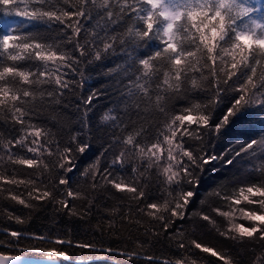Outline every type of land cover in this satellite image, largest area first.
Segmentation results:
<instances>
[{
	"label": "snow or ice",
	"instance_id": "1",
	"mask_svg": "<svg viewBox=\"0 0 264 264\" xmlns=\"http://www.w3.org/2000/svg\"><path fill=\"white\" fill-rule=\"evenodd\" d=\"M0 17L16 18L0 28V163L42 169L35 178H17L13 169L11 178L0 174V181L23 185L28 198L54 203L57 210L81 218L95 207L94 195L82 190L81 182L93 192L110 184L116 192L132 194L128 200L135 205V213L130 203L127 212L117 207L110 216L119 215L122 221L137 224L141 214L147 216L155 223L145 232L156 239L162 233L167 236L177 221L198 217L207 222L202 227L211 228L225 241L247 244L252 252L258 246L260 254L251 264H264V0H0ZM113 56L121 62L108 72L120 77L117 83L126 107L131 102L140 111L143 105V110L152 109L162 119L150 126L153 130L143 125L129 127L122 117L110 115L115 109H108L97 127L108 125L111 136L81 171L77 160L92 151L84 130L89 127L88 113L99 93L81 97L77 105L82 111L80 127L69 128L67 138L36 121L41 106L59 105L64 90L73 82L65 79L68 73L64 69L78 73L82 87L80 65ZM193 92L205 93L204 100L190 98ZM180 99L188 106L177 110L172 102ZM225 100L226 110L216 116ZM192 125L198 127L189 131ZM237 132L239 136L234 135ZM185 135L196 145L188 144ZM240 136H248V140L237 148L233 140L238 142ZM221 138L228 144L225 152L216 155L208 151L212 141ZM221 160L232 167L249 165L244 168L245 183L238 190L225 195L213 190L227 207L213 209L226 227L202 211L189 214L190 205L200 199L207 167L219 171L212 162ZM73 172L79 173L76 190L69 175ZM153 172L161 193L155 198L145 191L149 185L142 184V178ZM128 174L131 179L120 178ZM10 195L25 207H35L22 198L23 193ZM68 198L84 200L85 211L76 213ZM9 218L25 222L20 216ZM238 218L248 225L236 222ZM113 226L110 219L109 228ZM9 235L16 244L26 233L11 231ZM31 238L51 243L49 237ZM55 243L71 245L72 241L56 238ZM191 245L223 264H242L226 250L196 240ZM76 246L113 252L93 242ZM177 247L187 246L180 241ZM29 250L48 251L47 264H59L53 255L69 258L67 251L56 248L24 249ZM121 255L129 261L139 258L136 252ZM26 259L0 255V264H23ZM147 259L155 264H188L183 257L174 261Z\"/></svg>",
	"mask_w": 264,
	"mask_h": 264
},
{
	"label": "trees",
	"instance_id": "2",
	"mask_svg": "<svg viewBox=\"0 0 264 264\" xmlns=\"http://www.w3.org/2000/svg\"><path fill=\"white\" fill-rule=\"evenodd\" d=\"M255 3L256 0H253ZM16 18L14 17H0V28H6L7 25L12 24ZM67 47H71L68 45ZM120 58L117 56L110 57L109 59L94 62L83 63L80 68L83 70L84 81L83 86L80 87L81 77L78 73L72 72L71 69H64L68 73L65 79L73 81L69 89H65L64 96L61 98L59 105H44L41 106V116L36 121L41 126L51 128L54 132L64 135L67 138V131L69 128L77 129L80 127V119L82 111L77 109V105L81 104V97L97 91L99 95L93 100L89 116V127L84 131L86 133L85 139L90 140L92 144V151L87 156L81 157L77 160V166L83 170L88 164L94 160V155H99L102 151V145L109 140L111 131L108 125L97 127L100 123V116H102L108 109H115L110 115H117L123 118L125 124L129 127L135 125L140 127L143 125L145 128L155 125L162 119L158 112L148 109L138 111L135 106L129 102L126 107L120 96V85L117 81L120 79L118 75L109 74L108 69L113 68L116 63H120ZM190 76L193 73L189 74ZM207 87V85H204ZM195 97L198 100H204L205 93L193 92L190 98ZM176 109L180 107H187L186 100H174L172 102ZM228 100H225L219 108H217L215 115L219 116L222 111L226 110ZM83 106L81 105V108ZM2 127V125H0ZM197 125H192L189 131L196 129ZM63 130L62 132L59 130ZM150 130H153L150 128ZM179 135V133H178ZM234 135H240L238 132ZM252 138H259L256 133H249ZM184 139L188 144L196 145V141L185 135ZM248 140V136H240L239 141L233 140V144L238 148L239 144ZM228 147L227 142L221 138L220 140H213L212 145L208 151L213 154L220 155L225 152ZM255 147V146H254ZM31 155V154H29ZM227 158H231L229 155ZM111 159V157H109ZM105 160L101 157V165L103 166ZM216 169L208 166L205 174L203 175V186L200 188V199L189 207V214L202 211L210 215L218 223L223 221L214 208L220 207L221 210H227L224 201L213 193V190L220 192L222 195L232 194L233 191L238 190L240 186L245 183L244 168L249 167L245 162L236 164L235 167L225 164L222 160L212 162ZM260 161H255L258 166ZM13 169L17 170V178H25L26 176L36 177L38 171L42 169H29L26 166L11 165L0 163V174L11 178ZM47 174L45 173V176ZM69 175L72 176V188L76 190L79 173L73 172ZM115 176L116 174L113 173ZM147 179L142 178V184L149 185L145 191L153 198L161 195L159 185L155 172L146 174ZM124 180L131 179V175H123L120 177ZM44 179V177H41ZM112 179V177H109ZM47 180L45 179V183ZM30 187V186H29ZM61 189L64 186H59ZM82 190L92 192L95 197V207L91 213L81 218L80 215H69L67 210L60 209L58 205L48 201H36L27 197V189L25 186L9 185L0 181V252L13 255H34V256H49L40 252H25L24 249H31L32 247H43L46 250L49 248H56L57 250H64L69 253L68 260L62 257L58 258L62 264H155V261L147 259L149 256L159 257L163 259L175 260L177 258H186L188 264L195 261L196 264H223L217 257H212L210 253H203L191 245L192 240H196L205 246H210L219 251H227L232 257L242 261V264H251V261L260 254V249L257 246L256 252L249 250V246L234 245L231 241H225L219 237L218 234L209 227H202L207 222L200 220L198 217H192L185 221H177L173 229H169L167 236L163 233L159 239L152 237L145 229H151L155 222H152L149 217L140 215V224L122 221L119 215H111L110 212L113 208H119L121 211L127 212L130 203L132 204L133 213H135L134 203L128 200L132 194L125 192L119 193L107 184L105 189L99 191L91 190L87 184L81 182ZM11 194H21L22 198L26 199L35 207H25L17 201L11 199ZM69 199V207L73 208L76 213H83L87 207L86 202L82 199ZM200 200H205L204 204ZM244 207H252L241 205ZM20 216L25 222L18 223L14 218L10 219L9 216ZM114 221V226L109 228V220ZM236 222L244 223L246 226L249 222L237 219ZM103 226L102 228L100 226ZM221 227H226V222L221 223ZM179 230V231H177ZM11 231H22L26 235L19 241L13 244L15 238L11 237ZM45 236L51 238V243L44 240L32 239L33 236ZM56 238L70 239L71 245L56 244ZM148 241V243H145ZM183 241L187 246L186 249H178L177 245ZM79 242H93L101 248H112L113 252L106 253L104 251H93L91 249L79 248L76 245ZM122 252H136L138 254L129 261ZM54 257V255H53Z\"/></svg>",
	"mask_w": 264,
	"mask_h": 264
},
{
	"label": "water",
	"instance_id": "3",
	"mask_svg": "<svg viewBox=\"0 0 264 264\" xmlns=\"http://www.w3.org/2000/svg\"><path fill=\"white\" fill-rule=\"evenodd\" d=\"M0 255H7V256H24V255H13V254H5L0 252ZM27 259L23 262V264H47V257H33V256H25ZM57 261H59V264H62L61 261L56 258Z\"/></svg>",
	"mask_w": 264,
	"mask_h": 264
},
{
	"label": "rangeland",
	"instance_id": "4",
	"mask_svg": "<svg viewBox=\"0 0 264 264\" xmlns=\"http://www.w3.org/2000/svg\"><path fill=\"white\" fill-rule=\"evenodd\" d=\"M43 254L50 255L48 251H45ZM24 256H33V257H48V256H34V255H24Z\"/></svg>",
	"mask_w": 264,
	"mask_h": 264
}]
</instances>
